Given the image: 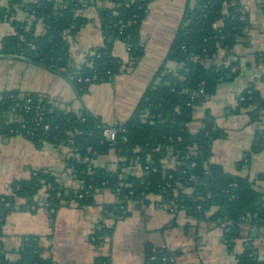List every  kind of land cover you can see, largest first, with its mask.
<instances>
[{
  "label": "trees",
  "instance_id": "16d2710c",
  "mask_svg": "<svg viewBox=\"0 0 264 264\" xmlns=\"http://www.w3.org/2000/svg\"><path fill=\"white\" fill-rule=\"evenodd\" d=\"M150 1L7 0V5H0V21L6 16L13 33L2 38L0 56L22 58L60 75L80 98L90 84L112 81L142 57L140 26ZM97 3L103 6L98 10L103 42L78 65L70 56L71 39L89 21L82 10ZM18 10L26 17L18 19ZM38 22L42 23L40 32L36 31ZM248 28V14L240 0H188L162 63L130 117L121 123L108 124L85 106L74 110L44 93L0 91V138L21 135L35 146L66 147L65 167L77 182L75 187L65 186L49 168L32 169L27 178L9 182V192L0 193V264H53L43 256L45 249L35 234H22L14 250L5 248L2 226L9 212L44 207L54 215L62 206L95 204V195L103 189L114 194V201L102 205L101 225L104 219L125 218L132 206L140 207L150 202V196H159L158 205L167 206L171 213L183 210L192 218L220 225L229 250L243 237V226L264 229V185L210 162L212 142L224 136L223 130L203 125L192 132L188 127L195 108L214 94L219 82L236 73L239 61L209 63L220 52L236 58L234 48L248 42ZM116 41L127 48L126 62L112 52ZM168 62L175 67L169 68ZM241 108L247 109L255 124L251 145L239 161L246 164L264 149L260 124L264 95L248 85L228 111ZM206 119H211L208 112ZM108 127L115 128L113 140L104 134ZM108 154L123 160L114 168L96 164V159ZM135 165L140 175L131 171ZM256 179L264 182V171ZM101 225L91 234L98 249L93 264H111L101 247L112 228ZM6 253L15 255L6 257ZM175 254L166 248L153 249L146 253L144 264H173ZM236 259L237 264H264V255L254 254L250 240Z\"/></svg>",
  "mask_w": 264,
  "mask_h": 264
},
{
  "label": "crops",
  "instance_id": "0c3cea01",
  "mask_svg": "<svg viewBox=\"0 0 264 264\" xmlns=\"http://www.w3.org/2000/svg\"><path fill=\"white\" fill-rule=\"evenodd\" d=\"M194 1L189 0L191 3ZM187 3L188 0H151L140 26L144 50L142 57L135 65L130 64L117 74L112 81L90 84L88 91L80 98L60 75L22 58L3 56H0V66L3 65L0 68V91L19 89L44 93L68 103V107L74 110L85 106L108 124L124 122L130 117L162 63ZM240 3L248 14V42L235 46L236 58L224 57V52H221L209 63L227 64L236 59L239 61L237 71L219 82L214 94L195 108L188 127L194 132L205 125L206 121H211L210 128L223 130L224 136L212 142L210 162L219 164L225 172L247 176L261 187L264 182L256 179V176L264 171V149L253 154L248 163H239L251 145L255 124L250 122L247 109L241 108L233 112L228 109L236 106L238 94L248 85H254L264 95V0H240ZM0 5H7V0H0ZM101 7L102 4L97 3L82 10V14L89 21L71 39L70 56L75 64H81L89 50L103 42L98 16ZM16 17L23 19L26 13L18 10ZM3 22L0 21V44L4 36L13 33V27L8 22ZM41 30L42 23L38 22L36 31ZM112 52L124 62L127 61L128 52L123 43L116 41ZM167 66L174 68L175 63L168 62ZM206 112L211 119L204 120ZM260 119V124L264 127V112ZM18 136H11L6 140L12 139L17 141L14 145L28 148L33 146L40 151L36 155H30L25 149H20L22 160L19 158L17 175L4 181L0 193L9 192L8 184L12 179L27 178L30 171L37 168L51 169L65 186L77 185L70 170L63 163L64 155L68 151L64 150L66 147L44 144L48 145L46 154L43 152V144L35 146L24 137V140L19 141ZM114 157L108 154L99 157L95 162L98 165L108 163L114 168ZM131 171L136 175L141 174L137 165L132 166ZM159 200V196H150L148 204L132 206L127 217L103 220V225L112 228L110 238H106L105 245L101 247L102 252L109 254L111 264H144L147 252L164 248L177 251L172 260L173 264H237L236 254L245 248L249 240L254 254L261 257L264 255V240L260 237V231L256 228L249 230L243 226V237L235 241L231 250L228 249L234 256L228 250L225 261L222 258L217 260L214 256H205L203 249L213 233L212 227L218 225L211 220L192 218L183 210L171 213L167 206L158 205ZM113 201L114 194L103 189L95 195V204L82 208L76 205L62 206L54 215L44 207L33 211H11L2 226L4 246L7 250H14L18 247L22 234H35L39 236L41 246L45 249L43 256L50 258L53 264H93L98 249L91 234L101 225L102 205ZM253 229L256 231L253 232ZM221 236L222 232L219 235L222 243ZM14 255L12 253L9 256Z\"/></svg>",
  "mask_w": 264,
  "mask_h": 264
},
{
  "label": "rangeland",
  "instance_id": "374dc122",
  "mask_svg": "<svg viewBox=\"0 0 264 264\" xmlns=\"http://www.w3.org/2000/svg\"><path fill=\"white\" fill-rule=\"evenodd\" d=\"M33 65H35V64H33ZM1 67H3V65H1L0 68ZM64 81L66 83H69L65 79H64ZM67 85H69V84H67ZM17 139H19V141L24 140L23 136H21V135H19ZM15 143H17V141H13L12 139L7 141L6 139L0 138V190L3 186L4 181L10 179L12 176L17 175L16 171H17L18 164H19V158L22 160V157L19 153L20 149H25L26 151L29 152L30 155H36L40 151V150L34 148L33 146H32V148H28L27 146L14 145ZM44 144H50V143H44ZM44 144L42 145L44 147L43 152L46 151L45 149H48L47 148L48 145H44ZM8 149H10V150L8 151ZM64 150H67V148H65ZM63 163L65 164L64 159H63ZM212 229H213V233L210 234V236L207 240V244H205V247L203 249L204 250L203 252H204L205 256H208L209 258L211 256H214L215 259L217 258V260L222 258V260L225 261L227 258L226 250H228V248L226 247L224 242H222V243L220 242L219 235L222 232V227L220 225H218L216 227L213 226ZM228 253H230V255H233V253L230 252L229 250H228Z\"/></svg>",
  "mask_w": 264,
  "mask_h": 264
},
{
  "label": "built area",
  "instance_id": "2783aa9c",
  "mask_svg": "<svg viewBox=\"0 0 264 264\" xmlns=\"http://www.w3.org/2000/svg\"><path fill=\"white\" fill-rule=\"evenodd\" d=\"M35 1V0H34ZM131 1H133V0H131ZM128 5V3H126L125 4V6H127ZM3 21L4 22H7V18H6V16L4 17V19H3ZM221 53V52H220ZM219 53V54H220ZM217 58V57H216ZM215 58V59H216ZM114 124H116V123H114ZM104 134L106 135V137L109 139V140H113L114 139V135H115V128L114 127H108V128H106L105 129V131H104ZM121 160H123V158H121V157H114L113 158V160H112V162H113V164H117L119 161H121ZM135 163H137V161L135 162ZM138 166V165H137ZM260 237L264 240V229H261L260 230ZM91 239L94 241V240H96V237H91ZM6 257H8L9 256V254L8 253H6V255H5ZM172 260H173V258H172Z\"/></svg>",
  "mask_w": 264,
  "mask_h": 264
},
{
  "label": "water",
  "instance_id": "95a60500",
  "mask_svg": "<svg viewBox=\"0 0 264 264\" xmlns=\"http://www.w3.org/2000/svg\"><path fill=\"white\" fill-rule=\"evenodd\" d=\"M210 126H211V121H206V122H205V127L209 129ZM207 176H208V175H207ZM255 231H256V229H253V232H255Z\"/></svg>",
  "mask_w": 264,
  "mask_h": 264
}]
</instances>
